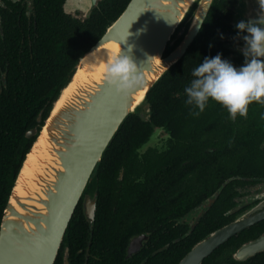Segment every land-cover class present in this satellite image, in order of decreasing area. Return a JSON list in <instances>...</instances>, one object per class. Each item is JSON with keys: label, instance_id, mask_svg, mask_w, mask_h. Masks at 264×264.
Segmentation results:
<instances>
[{"label": "trees", "instance_id": "obj_1", "mask_svg": "<svg viewBox=\"0 0 264 264\" xmlns=\"http://www.w3.org/2000/svg\"><path fill=\"white\" fill-rule=\"evenodd\" d=\"M62 2L51 0L49 3L46 1L47 6H38L36 37L28 54V77L25 81H9L8 89L18 92L0 99V219L16 173L31 145L32 138H25V131L35 123L41 109L43 122L52 100L69 78L78 58L100 38L107 24L123 11L129 0H100L89 17L83 19L66 15ZM234 2L212 1L199 32L184 55L149 89L145 99L150 110L149 119L139 116L136 109L119 125L86 185V190L93 186L97 192L94 221L90 227L87 225L82 200L79 199L53 264H62L65 246L68 247L70 260L77 255L78 249H85L88 240L90 250L98 251L102 260L95 264H177L193 244L231 221L232 216L226 214V208L231 205L227 195L232 183H238L240 179L234 178L222 187L212 205L193 230L188 232L190 226L181 217L204 197L212 195L219 184L202 194L189 193L183 179L173 177L170 187L156 189L157 182L163 183L168 177L155 176L152 167H144L141 171L145 172L140 177L134 147L148 137L152 123L168 121L177 136L186 132L180 125L182 118L175 112L181 103L174 101L176 95L170 85L180 75L182 66L190 62L187 60L206 56L202 52L208 49L202 44L216 41L213 36L217 30L214 21L224 17ZM219 12L223 14L219 15ZM168 52L166 48L164 55ZM253 106L264 108V105L256 102H253ZM262 131L253 129L254 137L259 132L260 139L264 133ZM252 147L248 160L255 171L264 164V154L256 150L257 144L254 143ZM155 165L158 166L159 162ZM121 170L122 177L119 178ZM224 178L221 177L219 182ZM139 233H147L148 239L138 253L125 258L130 237ZM262 233L264 220L231 236L206 256L201 264H264V251L243 261L232 257L242 243ZM176 238L179 240L174 241ZM165 244L168 246L158 250Z\"/></svg>", "mask_w": 264, "mask_h": 264}, {"label": "water", "instance_id": "obj_2", "mask_svg": "<svg viewBox=\"0 0 264 264\" xmlns=\"http://www.w3.org/2000/svg\"><path fill=\"white\" fill-rule=\"evenodd\" d=\"M212 1L129 0L78 58L40 128L26 131V137L36 136L19 166L0 219V264L54 263L73 211L106 146L124 118L145 101L153 84L184 55ZM96 2L65 0L64 10L77 8L88 17ZM191 9L186 31L164 55L171 35ZM235 10L239 22L254 19L259 12L257 0H239ZM117 54L127 55L142 77V83L129 92L118 93L105 79L103 67ZM40 119L39 115L37 121ZM95 209L96 200L88 197L84 213L90 221ZM262 218L264 210L236 216L193 244L177 264H201L215 248ZM193 228L194 224L189 232ZM146 239L147 234L132 237L125 258L138 252ZM261 251L264 233L241 244L232 257L243 261ZM64 252V264H68L67 247Z\"/></svg>", "mask_w": 264, "mask_h": 264}, {"label": "flooded vegetation", "instance_id": "obj_3", "mask_svg": "<svg viewBox=\"0 0 264 264\" xmlns=\"http://www.w3.org/2000/svg\"><path fill=\"white\" fill-rule=\"evenodd\" d=\"M46 1L49 3L51 0H0V99L10 97L11 93L18 92L16 89L13 91L8 89L7 83L9 81H25L28 77V54L32 50V42L36 37L38 6H47ZM99 1L97 0L95 6ZM64 2L65 0L62 2V8L66 15L72 18H87L83 16V11L80 9L64 10ZM238 3L239 0H235L230 11L225 12L224 17H219L214 21L217 30L214 31L215 33L213 32V36L216 37V41L202 44L208 49L207 52H202L203 55L211 58L220 53L222 60H228L236 68L241 67L244 63L241 52L243 41L234 39L238 31L234 27L239 22L235 10ZM191 12L192 9L180 21L171 35L170 46L166 47L169 52L186 31ZM221 14L223 13L219 12V15ZM245 34L242 33L241 35ZM171 41L173 42L171 43ZM206 56L187 60L190 62L182 66L180 75H177V79L170 85L171 91L176 95L174 101L181 103V106L176 108L175 112L182 118L180 125L186 132L177 136L169 127L168 121L160 124L152 123V129L148 137L134 147L135 163L140 177L145 172L141 171L144 167H152L154 175L157 177H168V180L163 183L157 182L156 189L161 187V190H165L170 187L173 177L182 178L189 193L202 194L213 189L217 183L219 184L212 195L204 197L181 217L190 227L193 224L195 226L212 205L219 193L211 204H209L210 199L215 196L217 189L227 179L229 180L226 184L234 178L241 180L238 183H232L227 195L231 205L226 208V214L232 216L231 221L236 216L242 214L252 216L264 210V164L261 169L253 171L248 160L253 151L252 146L254 143L258 146L256 150L264 154V133L260 139L258 138L260 131L257 132V135L255 134V137L253 135V129L264 130V119H261L264 108L253 106L252 102L248 105L246 119L237 114L236 119L231 120L227 110L218 102L212 101L211 98H209L207 106L198 117L191 115V106L185 103L187 97L184 89L189 86L193 79L192 71L203 62ZM42 111V109L39 111L35 117V123L26 131L35 127L40 128L42 118L40 121H37V118L39 115L41 117ZM137 114L145 120L149 119L150 110L147 100L137 108ZM26 131L24 137L32 138L33 141L36 135L26 137ZM176 132L178 133V131ZM156 162H159L158 166L155 165ZM156 167L157 169H154ZM120 172L119 178L122 177ZM253 172L257 173L252 174ZM223 176L225 178L222 182H219V179ZM86 188L85 186L80 197L84 216L86 199L89 197L90 200H96L97 198V192L93 186H90L87 190ZM85 219L90 227L94 220L90 221L86 216ZM262 220L264 218L258 222ZM91 232L90 230L89 234ZM140 234L147 233H139L135 236ZM89 247L90 240H88L85 249H78L76 251L77 255L72 256L70 260L67 247L68 264L70 262L72 264H88L89 262L95 264L102 261L98 255L99 252L90 250ZM64 255L63 250L62 264H64Z\"/></svg>", "mask_w": 264, "mask_h": 264}, {"label": "clouds", "instance_id": "obj_4", "mask_svg": "<svg viewBox=\"0 0 264 264\" xmlns=\"http://www.w3.org/2000/svg\"><path fill=\"white\" fill-rule=\"evenodd\" d=\"M257 5L256 18L234 25L238 30L234 39L243 41V65L236 68L217 53L214 57H205L192 71L193 79L184 89L191 115L198 117L209 98L221 104L231 120H235L237 114L246 119L248 105L252 102L264 105V59H261L264 58V0H257ZM103 72L118 93L129 92L142 83L137 65L127 55H113Z\"/></svg>", "mask_w": 264, "mask_h": 264}]
</instances>
